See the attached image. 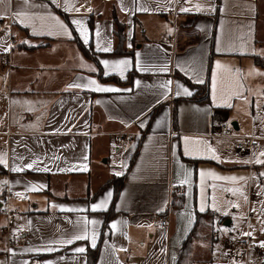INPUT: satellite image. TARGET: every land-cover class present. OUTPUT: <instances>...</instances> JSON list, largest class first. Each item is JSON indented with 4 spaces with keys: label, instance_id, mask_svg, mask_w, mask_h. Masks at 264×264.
I'll return each instance as SVG.
<instances>
[{
    "label": "crops",
    "instance_id": "1",
    "mask_svg": "<svg viewBox=\"0 0 264 264\" xmlns=\"http://www.w3.org/2000/svg\"><path fill=\"white\" fill-rule=\"evenodd\" d=\"M180 1L0 0V196L9 195L0 264H87L95 247L93 264H177L206 211L214 239L192 264H211L222 227L241 238L226 245L228 257L247 250L234 213L243 199H264V164L255 163L264 160V0ZM113 14L124 24L121 51ZM122 59V77L104 75L101 61ZM90 80L118 91L97 92ZM183 88L191 95L177 96ZM221 120L234 122L232 134H216ZM121 132L129 136L117 140ZM245 136L257 146L241 154ZM112 150L124 163L107 173ZM117 173L124 180L106 226Z\"/></svg>",
    "mask_w": 264,
    "mask_h": 264
},
{
    "label": "rangeland",
    "instance_id": "2",
    "mask_svg": "<svg viewBox=\"0 0 264 264\" xmlns=\"http://www.w3.org/2000/svg\"><path fill=\"white\" fill-rule=\"evenodd\" d=\"M2 79L3 78L0 80V124L4 116V108L1 99L2 95H4V90L1 86ZM124 141L127 140L124 139ZM104 160H106V158L103 156L101 161L104 162ZM122 162L124 163L121 154L119 152H115V150H112L110 154V160L107 162L108 164L104 165V171L110 173L109 166L112 164H118L121 166ZM263 204L264 199L261 202L259 199H253L252 201L249 200V205L244 199L242 200V203L236 208L237 212L234 213V223L236 224L234 228L237 227L238 229L236 228V230L242 232L243 234L251 233V235H246V238L248 239L247 250L242 248L243 251L236 252V256L234 255L232 258L228 257V254L225 252L226 245L229 244L230 240L232 239L235 241L236 237L240 235L233 229L222 227V229L218 232L217 242L212 248L211 264H264V247L261 246V243L264 242V215L260 214L259 212L263 208ZM5 220V216L0 215V254L4 249L3 245L5 243V235H3ZM201 229L203 234L198 240L195 241V260L204 259L207 256L211 244V237H213L215 234V232L210 231L208 227H202ZM202 239L206 240V242L198 243V241ZM239 240H241V238L235 242L238 244Z\"/></svg>",
    "mask_w": 264,
    "mask_h": 264
},
{
    "label": "trees",
    "instance_id": "3",
    "mask_svg": "<svg viewBox=\"0 0 264 264\" xmlns=\"http://www.w3.org/2000/svg\"><path fill=\"white\" fill-rule=\"evenodd\" d=\"M113 22H114V34L116 35V38L118 39V49L117 50L121 51V46L125 39L124 24L121 23L116 18L115 14H113ZM81 49L86 54V51L83 46H81ZM197 94L198 92L196 91L195 94L190 97V99L196 98L195 95ZM200 94L202 93H199V95ZM205 98H206V93H204V95L202 94L198 99H205ZM138 145H139V140L130 158L129 165L132 163L138 151ZM123 180H124V174H121V175H114L112 179L108 182L112 184L113 186V198H112V201H111V204L108 210L104 212L106 226H107V222L110 219V217L116 213L114 209V202L120 191ZM175 199H176L175 196L172 197V205H174ZM213 215L214 214L210 211H206L203 213H200V212L196 213L194 225L182 243L180 253L177 259V264H192L194 262L195 256H196V252L194 253L195 241L202 236L203 234L202 229H201L202 227H208L210 231H214L213 230ZM213 239L214 237H211V242ZM86 254H87V264H93L95 261L96 255H97V247L89 248Z\"/></svg>",
    "mask_w": 264,
    "mask_h": 264
},
{
    "label": "snow or ice",
    "instance_id": "4",
    "mask_svg": "<svg viewBox=\"0 0 264 264\" xmlns=\"http://www.w3.org/2000/svg\"><path fill=\"white\" fill-rule=\"evenodd\" d=\"M144 10H147V9H144ZM190 9L188 8H182L181 11L182 12H187L189 11ZM196 10L197 11H200V6L197 5L196 6ZM19 15V14H18ZM75 24L77 25H80L81 24V21L79 20H75L74 21ZM81 34L85 36V39H87L86 35H85V32L83 30V28H81ZM100 51H103V52H109L111 51V48L110 47H103L100 49ZM101 63L105 66V72H104V75H110L111 73H119L121 75V77L123 76L124 74V71L127 69L128 65H129V61L126 60V59H122V60H116V61H108V60H103L101 61ZM139 66V65H137ZM162 71H167V69H161ZM139 83V82H137ZM172 82L171 81H167L164 85H162L161 87H168ZM89 85L93 86L94 87V90L97 91V92H113V91H118V89H114V88H110V87H104V86H101L100 84H97V82L95 80H90L89 81ZM75 87H80V85H74ZM177 89H180L182 86L181 85H177L176 86ZM191 95V92L187 89V88H183V92L181 93V91H177L176 92V95L179 96V95ZM187 139V138H185ZM208 151L210 153H212V158L213 159H218V157L215 155V150L214 149H211L210 147L208 148ZM186 154H191L190 152H187L186 151ZM261 156H264V152L260 153ZM0 163H4V161L2 159H0ZM244 163H247V161H244ZM255 163L257 164H264V160H260V159H256ZM29 168L32 167V165H28ZM44 171H48L47 168L43 169ZM83 170H86L83 169ZM12 171H20V169H17V168H13ZM117 175H120V173H117ZM205 175V173H201V176L203 177ZM207 175H213V178L215 179H220V180H224V179H229V180H235L237 179L236 177H221V176H214V174L212 173H208ZM262 175H264V173H262ZM240 179H244L243 177H241ZM186 181H182V183H184ZM6 183V181H5ZM111 196V193H108V197L110 198ZM107 206V198L105 200H102L100 203L98 204H93L92 205V210L95 211L97 209H103V208H106ZM200 211H204V208L201 207ZM87 223H91V224H95V223H98L97 221H94V220H89L87 221ZM117 227V225L115 223L112 224V228L115 229ZM245 235H251V233H245ZM73 239L75 240H83V239H87V234L85 235H76L73 237ZM65 243H68V244H71L72 243V240H67L65 241ZM92 243H93V246H95V233H93V236H92ZM261 246L264 247V242L261 243ZM53 249L49 248L47 249V251H52ZM77 252H80V253H83L85 251L84 248H77L76 249Z\"/></svg>",
    "mask_w": 264,
    "mask_h": 264
},
{
    "label": "built area",
    "instance_id": "5",
    "mask_svg": "<svg viewBox=\"0 0 264 264\" xmlns=\"http://www.w3.org/2000/svg\"><path fill=\"white\" fill-rule=\"evenodd\" d=\"M180 0H177V3H180ZM2 26V23L0 22V27ZM168 41H172L171 38L168 39ZM10 43L13 45L14 41L10 39ZM233 132V127L232 125L227 121V120H221L219 121L218 124V128H217V132L216 134L219 136H227L232 134ZM128 134L125 133H117L115 135V138L117 140H121L124 137H128ZM257 146V142L255 140L254 136H245L242 138V140L240 142H238L237 144V149L241 154H246V153H250L251 151H253ZM9 195H1L0 196V213L6 214L8 215L9 213ZM158 222L161 225H165L167 223V218H165L164 216H158L157 218Z\"/></svg>",
    "mask_w": 264,
    "mask_h": 264
},
{
    "label": "water",
    "instance_id": "6",
    "mask_svg": "<svg viewBox=\"0 0 264 264\" xmlns=\"http://www.w3.org/2000/svg\"><path fill=\"white\" fill-rule=\"evenodd\" d=\"M234 126V122L231 123Z\"/></svg>",
    "mask_w": 264,
    "mask_h": 264
}]
</instances>
